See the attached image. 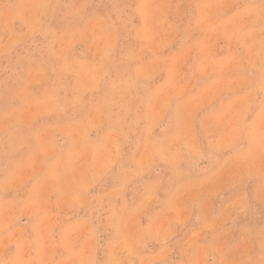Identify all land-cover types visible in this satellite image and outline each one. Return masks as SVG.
Returning <instances> with one entry per match:
<instances>
[{"label": "rangeland", "instance_id": "rangeland-1", "mask_svg": "<svg viewBox=\"0 0 264 264\" xmlns=\"http://www.w3.org/2000/svg\"><path fill=\"white\" fill-rule=\"evenodd\" d=\"M0 264H264V0H0Z\"/></svg>", "mask_w": 264, "mask_h": 264}]
</instances>
